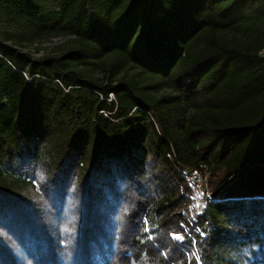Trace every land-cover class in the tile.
<instances>
[{"label":"trees","instance_id":"1","mask_svg":"<svg viewBox=\"0 0 264 264\" xmlns=\"http://www.w3.org/2000/svg\"><path fill=\"white\" fill-rule=\"evenodd\" d=\"M0 24V264H264V0H0Z\"/></svg>","mask_w":264,"mask_h":264},{"label":"rangeland","instance_id":"2","mask_svg":"<svg viewBox=\"0 0 264 264\" xmlns=\"http://www.w3.org/2000/svg\"><path fill=\"white\" fill-rule=\"evenodd\" d=\"M5 26L0 24V29H4ZM67 41V38L65 37H53L49 40H45L42 42H35V43H25L23 46L20 47V50L23 52H26L30 54L31 57L33 58H40V57H45L48 55H53L57 52H59L62 47H64L65 43ZM261 54L264 56V50L261 52ZM208 175L209 172L206 173V188L209 193L208 189Z\"/></svg>","mask_w":264,"mask_h":264},{"label":"built area","instance_id":"3","mask_svg":"<svg viewBox=\"0 0 264 264\" xmlns=\"http://www.w3.org/2000/svg\"><path fill=\"white\" fill-rule=\"evenodd\" d=\"M208 172L206 165H200L197 169H192L183 175L189 188L195 191L198 201V211L201 205L210 201V195L206 188V173Z\"/></svg>","mask_w":264,"mask_h":264},{"label":"snow or ice","instance_id":"4","mask_svg":"<svg viewBox=\"0 0 264 264\" xmlns=\"http://www.w3.org/2000/svg\"><path fill=\"white\" fill-rule=\"evenodd\" d=\"M177 239H179V237H177Z\"/></svg>","mask_w":264,"mask_h":264}]
</instances>
